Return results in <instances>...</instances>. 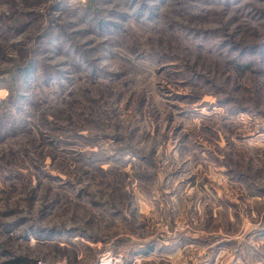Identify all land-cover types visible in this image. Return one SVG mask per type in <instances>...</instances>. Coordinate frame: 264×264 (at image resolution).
Listing matches in <instances>:
<instances>
[{
    "label": "rangeland",
    "instance_id": "rangeland-1",
    "mask_svg": "<svg viewBox=\"0 0 264 264\" xmlns=\"http://www.w3.org/2000/svg\"><path fill=\"white\" fill-rule=\"evenodd\" d=\"M264 264V0H0V264Z\"/></svg>",
    "mask_w": 264,
    "mask_h": 264
},
{
    "label": "built area",
    "instance_id": "built-area-1",
    "mask_svg": "<svg viewBox=\"0 0 264 264\" xmlns=\"http://www.w3.org/2000/svg\"><path fill=\"white\" fill-rule=\"evenodd\" d=\"M97 264H124L121 256H115L111 252L103 254Z\"/></svg>",
    "mask_w": 264,
    "mask_h": 264
}]
</instances>
